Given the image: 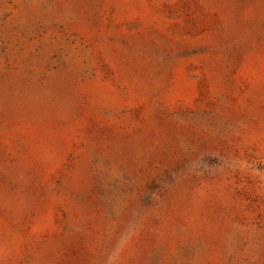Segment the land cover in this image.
Segmentation results:
<instances>
[{
	"label": "rangeland",
	"instance_id": "obj_1",
	"mask_svg": "<svg viewBox=\"0 0 264 264\" xmlns=\"http://www.w3.org/2000/svg\"><path fill=\"white\" fill-rule=\"evenodd\" d=\"M0 264H264V0H0Z\"/></svg>",
	"mask_w": 264,
	"mask_h": 264
}]
</instances>
